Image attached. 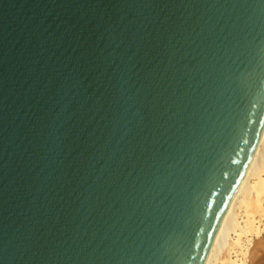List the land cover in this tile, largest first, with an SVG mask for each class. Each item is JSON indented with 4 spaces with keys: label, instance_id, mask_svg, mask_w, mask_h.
Wrapping results in <instances>:
<instances>
[{
    "label": "water",
    "instance_id": "95a60500",
    "mask_svg": "<svg viewBox=\"0 0 264 264\" xmlns=\"http://www.w3.org/2000/svg\"><path fill=\"white\" fill-rule=\"evenodd\" d=\"M264 133V0H0V264H203Z\"/></svg>",
    "mask_w": 264,
    "mask_h": 264
},
{
    "label": "bare ground",
    "instance_id": "6f19581e",
    "mask_svg": "<svg viewBox=\"0 0 264 264\" xmlns=\"http://www.w3.org/2000/svg\"><path fill=\"white\" fill-rule=\"evenodd\" d=\"M264 133L203 264H264ZM255 257V258H254Z\"/></svg>",
    "mask_w": 264,
    "mask_h": 264
},
{
    "label": "rangeland",
    "instance_id": "374dc122",
    "mask_svg": "<svg viewBox=\"0 0 264 264\" xmlns=\"http://www.w3.org/2000/svg\"><path fill=\"white\" fill-rule=\"evenodd\" d=\"M264 241V240H263ZM260 254V257H261V255H263L264 256V250H261V252L259 253ZM255 258V257H254Z\"/></svg>",
    "mask_w": 264,
    "mask_h": 264
}]
</instances>
